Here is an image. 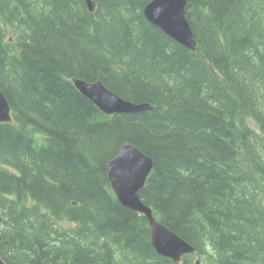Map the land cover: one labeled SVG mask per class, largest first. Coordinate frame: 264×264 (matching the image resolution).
Returning <instances> with one entry per match:
<instances>
[{
  "label": "trees",
  "instance_id": "obj_1",
  "mask_svg": "<svg viewBox=\"0 0 264 264\" xmlns=\"http://www.w3.org/2000/svg\"><path fill=\"white\" fill-rule=\"evenodd\" d=\"M92 1L0 0V258L264 264V0H186L195 50L146 19L150 0ZM73 77L152 108L106 115ZM123 142L153 160L142 201L196 249L178 263L110 188Z\"/></svg>",
  "mask_w": 264,
  "mask_h": 264
},
{
  "label": "water",
  "instance_id": "obj_2",
  "mask_svg": "<svg viewBox=\"0 0 264 264\" xmlns=\"http://www.w3.org/2000/svg\"><path fill=\"white\" fill-rule=\"evenodd\" d=\"M88 9L94 10L92 0H86ZM186 0H150L143 7L146 19L179 44L196 49V41L185 17ZM75 88L104 114L143 113L152 108L148 102L126 100L109 90L101 81L73 78ZM12 120L9 103L0 87V122ZM153 166L152 158L130 142H123L109 160L107 180L118 203L141 213L148 221L151 244L157 254L180 262L183 255L196 249L185 239L162 224L139 196ZM0 264H6L0 258ZM195 264H199L196 260Z\"/></svg>",
  "mask_w": 264,
  "mask_h": 264
},
{
  "label": "rangeland",
  "instance_id": "obj_3",
  "mask_svg": "<svg viewBox=\"0 0 264 264\" xmlns=\"http://www.w3.org/2000/svg\"><path fill=\"white\" fill-rule=\"evenodd\" d=\"M253 125V124H252ZM254 127L257 129V127L254 125ZM209 255L203 253L199 256L193 257L191 264H195V261L198 260L199 264H215L214 262H209L207 259Z\"/></svg>",
  "mask_w": 264,
  "mask_h": 264
},
{
  "label": "bare ground",
  "instance_id": "obj_4",
  "mask_svg": "<svg viewBox=\"0 0 264 264\" xmlns=\"http://www.w3.org/2000/svg\"><path fill=\"white\" fill-rule=\"evenodd\" d=\"M167 36H168V35H167ZM174 41H175V40H174ZM177 43H178V42H177ZM73 78H77V77H73ZM73 78H72V79H73ZM72 79H71V81H72ZM99 81H100V80H99ZM0 87H1V86H0ZM1 90H2V89H1ZM2 92H3V91H2ZM5 97H6V96H5ZM10 110H11V109H10ZM138 113H139V112H138Z\"/></svg>",
  "mask_w": 264,
  "mask_h": 264
},
{
  "label": "flooded vegetation",
  "instance_id": "obj_5",
  "mask_svg": "<svg viewBox=\"0 0 264 264\" xmlns=\"http://www.w3.org/2000/svg\"><path fill=\"white\" fill-rule=\"evenodd\" d=\"M194 254V253H193ZM194 257H196V255H194Z\"/></svg>",
  "mask_w": 264,
  "mask_h": 264
}]
</instances>
